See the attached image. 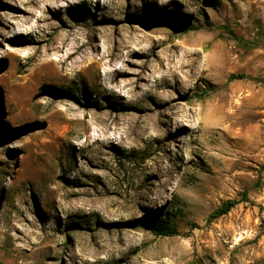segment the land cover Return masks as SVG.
Returning a JSON list of instances; mask_svg holds the SVG:
<instances>
[{
	"label": "rangeland",
	"instance_id": "1",
	"mask_svg": "<svg viewBox=\"0 0 264 264\" xmlns=\"http://www.w3.org/2000/svg\"><path fill=\"white\" fill-rule=\"evenodd\" d=\"M19 5L0 0V264H264V0ZM165 214L174 235L134 224Z\"/></svg>",
	"mask_w": 264,
	"mask_h": 264
},
{
	"label": "trees",
	"instance_id": "2",
	"mask_svg": "<svg viewBox=\"0 0 264 264\" xmlns=\"http://www.w3.org/2000/svg\"><path fill=\"white\" fill-rule=\"evenodd\" d=\"M208 1V0H204ZM168 21V20H167ZM171 24L170 22H168ZM189 27H185L182 29V31H186ZM233 77H242L243 75L241 74H236L232 75ZM264 81V79H263ZM246 191L242 192V200L246 199ZM239 200L236 199H228L224 202H222L219 206H217L210 214H209V219H214L219 216H222L226 213H228L231 208H233ZM134 224L136 226L140 227H146L149 229L153 234L155 235H174L176 234V228L175 226L171 223L170 217L168 214H165L162 218L161 217H154V218H143L140 220L134 221Z\"/></svg>",
	"mask_w": 264,
	"mask_h": 264
},
{
	"label": "bare ground",
	"instance_id": "3",
	"mask_svg": "<svg viewBox=\"0 0 264 264\" xmlns=\"http://www.w3.org/2000/svg\"><path fill=\"white\" fill-rule=\"evenodd\" d=\"M27 0H20V4L21 5H19V7H21V8H23L24 10H25V5H24V3L26 2ZM28 45H30V44H28ZM32 46V45H31ZM33 48V47H32Z\"/></svg>",
	"mask_w": 264,
	"mask_h": 264
}]
</instances>
